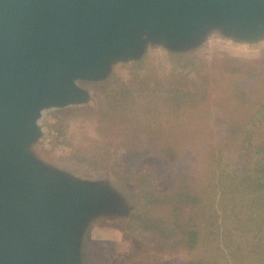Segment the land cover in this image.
Returning a JSON list of instances; mask_svg holds the SVG:
<instances>
[{
	"label": "rangeland",
	"instance_id": "obj_1",
	"mask_svg": "<svg viewBox=\"0 0 264 264\" xmlns=\"http://www.w3.org/2000/svg\"><path fill=\"white\" fill-rule=\"evenodd\" d=\"M142 38L131 56L114 53L118 58L99 78L79 81L85 92L81 101L43 112L30 164L39 174L77 186L98 183L107 194L108 211L93 215L85 226L84 264H249L256 258L244 257L246 250L237 253L239 258L224 256L249 245L244 236L237 245V209L231 205L228 226L217 235L204 227H215L224 213L211 214L210 203L200 207L199 201L211 202L216 193L213 170L233 174L237 169L241 176L229 179L238 188L234 193L253 200L262 196L250 197V186L257 171L264 172V115L249 140L242 129L219 139L216 132L228 126L216 119H242L250 112L221 89L216 94L213 86L227 80L232 92L240 73L255 75L264 68V34L233 38L215 29L179 52L166 38L150 33ZM194 60L197 71L180 73ZM201 82L205 87L197 95ZM254 100L264 101V85ZM186 173L182 184L191 199L176 193ZM249 225L243 215L239 229ZM190 230L199 231L192 241Z\"/></svg>",
	"mask_w": 264,
	"mask_h": 264
},
{
	"label": "water",
	"instance_id": "obj_2",
	"mask_svg": "<svg viewBox=\"0 0 264 264\" xmlns=\"http://www.w3.org/2000/svg\"><path fill=\"white\" fill-rule=\"evenodd\" d=\"M215 29L264 34V0H0V264H83L86 225L108 211L98 183L32 168L43 112L81 101L79 81L146 34L181 50Z\"/></svg>",
	"mask_w": 264,
	"mask_h": 264
},
{
	"label": "trees",
	"instance_id": "obj_3",
	"mask_svg": "<svg viewBox=\"0 0 264 264\" xmlns=\"http://www.w3.org/2000/svg\"><path fill=\"white\" fill-rule=\"evenodd\" d=\"M174 52H179V50H174ZM197 65H200L199 61L194 60L190 64V66L188 67L187 65L183 66L185 68H181V72L180 71L179 72L187 73L188 72L187 70H189L188 68L190 69L195 68L197 71L199 68V66ZM176 73H178V69H176ZM233 81L234 83L235 82L238 83L237 88L235 90H232L233 94L231 90L229 89L230 83L227 80L223 83H219V79L216 82L218 85H221V86L214 85L213 86L214 92L217 94L219 90L221 89L226 95L231 96L232 98L230 101L231 103L234 104V101H236V104H239V102L244 104V107H243L244 111H246L249 108L250 114H248L247 117H245L244 115V118L242 119H239V118H231L230 120H226V119L221 120L219 118L216 119L215 122L218 123L219 121H222L226 123V125L228 126V127H221L220 130H225V131H218L216 132V134L218 138L220 139L222 138L223 133L226 134L227 132H230L232 130L238 131L239 129L240 130L242 129L244 134L246 135L247 139H244V141H246L251 138V132H252L251 130H254L260 124L262 120L261 117L264 115V101L259 103V101L254 100L255 97L260 95L261 90L263 89L264 68L256 72L255 75L254 74L249 75L246 72L240 73L239 78H236ZM204 82H201V84H199V86L197 87V90H196L197 95L200 94L201 89L205 87L203 84ZM192 91H193L192 89L186 90V95L187 96L190 95ZM238 94H244L247 97L244 99H237L235 96H233V95H238ZM254 105H255V108H254L255 111H253L254 112L253 113L251 112V110L253 109ZM245 161L248 164L250 163L251 159L247 156ZM146 168H147L146 171L148 173L149 171H152L151 168H149L148 166H146ZM234 171L235 173L233 174L232 173L226 174V172L224 173L223 171H218V172L214 170L212 171L214 179L212 181L211 186L216 191V193L214 197L211 199V202L210 201L206 202L204 199H202L203 201H201L200 199L199 205L200 207H202L204 206V204L210 203L209 207L213 209V212L211 214L214 213V215H216L219 212L220 213L223 212L224 215L222 217V214H220L221 219L214 222L215 227H209V225H206L204 228L206 229L208 233L217 232V235L219 234L218 232H225L224 230L228 226L227 224V220L229 217L228 214L231 213L230 207L232 205V207H235L237 209L233 213L235 217L237 218L235 219V222H234L235 224L233 227V232L240 233V236L239 234H237L239 236V240H238L239 242H237V245H240V242L243 241L240 238L241 236L246 237L245 242H247L249 245L247 249H243L242 247L239 246L237 248L238 252H231L228 254L226 253L224 255L225 258H228L227 256H233L232 258H239L237 253L246 250V253H244V257L253 255V258H256V260L252 259V261L249 264H264V181H260L261 178H264V172L259 173L257 171V176H253V178L257 180L252 181V184L250 187H252L251 190L254 193H251L250 194L251 196L250 195L249 196L254 197L256 196V194H262L263 196V197L259 196L253 200V198L238 196L234 193V192H238V188L236 186H231V184L229 183V179L232 178L233 180H236L237 176H241L240 174H237V169H234ZM189 173L182 174L183 177L179 181V188L177 189L176 193L178 196H181V197L183 196L185 198L191 199L193 196L191 195V193H187L188 188L184 184H182V182L185 183L186 178L189 176ZM239 185H240L239 187H242L243 189L246 188L241 183H239ZM231 194H234L233 198L237 199L236 204L230 198ZM207 207L208 205L203 208H207ZM242 212L243 214H240ZM116 214H120V213H116ZM243 215L248 219V221L250 222V225L246 226L243 229H239L238 223L240 226V222L243 219ZM141 216H142L141 213L137 215L138 218H140ZM195 225H197V223ZM213 229L217 231H213ZM198 232H199L198 230H190L189 236H191V238L188 241H192V237L193 239H195L194 236L197 235ZM84 255H85V251L83 248V264L85 261ZM235 260L237 261V259Z\"/></svg>",
	"mask_w": 264,
	"mask_h": 264
}]
</instances>
